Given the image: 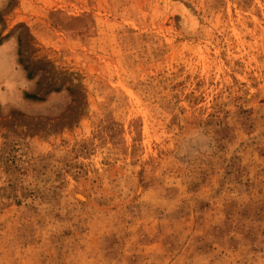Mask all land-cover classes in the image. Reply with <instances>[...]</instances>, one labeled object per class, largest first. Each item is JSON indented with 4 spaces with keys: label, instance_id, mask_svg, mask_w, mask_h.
Returning <instances> with one entry per match:
<instances>
[{
    "label": "rangeland",
    "instance_id": "1",
    "mask_svg": "<svg viewBox=\"0 0 264 264\" xmlns=\"http://www.w3.org/2000/svg\"><path fill=\"white\" fill-rule=\"evenodd\" d=\"M0 264H264V0H0Z\"/></svg>",
    "mask_w": 264,
    "mask_h": 264
},
{
    "label": "bare ground",
    "instance_id": "2",
    "mask_svg": "<svg viewBox=\"0 0 264 264\" xmlns=\"http://www.w3.org/2000/svg\"><path fill=\"white\" fill-rule=\"evenodd\" d=\"M78 197V196H77ZM79 199L81 198V197H78ZM82 200H84L83 198H82Z\"/></svg>",
    "mask_w": 264,
    "mask_h": 264
}]
</instances>
